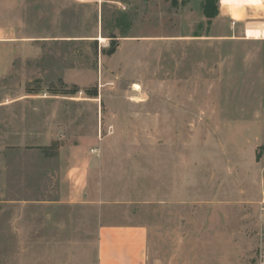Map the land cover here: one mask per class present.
Masks as SVG:
<instances>
[{
  "label": "rangeland",
  "instance_id": "obj_1",
  "mask_svg": "<svg viewBox=\"0 0 264 264\" xmlns=\"http://www.w3.org/2000/svg\"><path fill=\"white\" fill-rule=\"evenodd\" d=\"M204 3L0 0L10 195L60 199L76 147L96 149L86 202L0 204V264H97L101 221L147 226V264H256L264 39L245 30L264 3Z\"/></svg>",
  "mask_w": 264,
  "mask_h": 264
},
{
  "label": "crops",
  "instance_id": "obj_2",
  "mask_svg": "<svg viewBox=\"0 0 264 264\" xmlns=\"http://www.w3.org/2000/svg\"><path fill=\"white\" fill-rule=\"evenodd\" d=\"M263 3L264 0H221V4L230 11L233 18H238L239 11L244 10V8L260 6ZM254 26H258L260 29L256 34L254 33ZM245 35L248 39H264V26L249 25L245 30ZM11 36V28L0 29L1 39L13 40ZM76 148L80 153L76 159L68 160V166L61 171L65 189L63 191L61 189L60 199L12 197L7 177L0 175V204L17 206L21 210L20 219L25 214V206L29 204L62 203L75 205L86 202L93 165V157L90 151L95 152L96 149L89 151L82 146ZM21 225L24 231L28 230L25 222H22ZM148 244L149 229L145 225L101 221L98 228L97 264H147Z\"/></svg>",
  "mask_w": 264,
  "mask_h": 264
},
{
  "label": "built area",
  "instance_id": "obj_3",
  "mask_svg": "<svg viewBox=\"0 0 264 264\" xmlns=\"http://www.w3.org/2000/svg\"><path fill=\"white\" fill-rule=\"evenodd\" d=\"M257 212L259 215V223L262 229L261 235L264 236V191L257 202ZM256 264H264V248L260 249L256 255Z\"/></svg>",
  "mask_w": 264,
  "mask_h": 264
},
{
  "label": "trees",
  "instance_id": "obj_4",
  "mask_svg": "<svg viewBox=\"0 0 264 264\" xmlns=\"http://www.w3.org/2000/svg\"><path fill=\"white\" fill-rule=\"evenodd\" d=\"M171 1V4L172 6H178L179 3H180V0H170ZM218 0H205V3H204V13L207 17L209 18H212L213 16L216 15L217 13V6H216V2ZM113 43L115 44V39L112 40ZM115 49H116V46L113 45L112 48L110 49V53H113L115 52ZM49 147H43V149H47Z\"/></svg>",
  "mask_w": 264,
  "mask_h": 264
},
{
  "label": "bare ground",
  "instance_id": "obj_5",
  "mask_svg": "<svg viewBox=\"0 0 264 264\" xmlns=\"http://www.w3.org/2000/svg\"><path fill=\"white\" fill-rule=\"evenodd\" d=\"M260 31V29L258 28V26L256 27V26H254V33L256 34V33H258ZM101 39H103V37H101Z\"/></svg>",
  "mask_w": 264,
  "mask_h": 264
}]
</instances>
